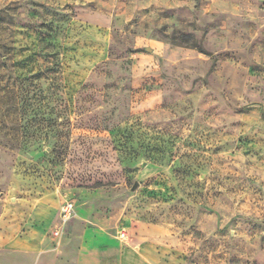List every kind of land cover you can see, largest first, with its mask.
Returning a JSON list of instances; mask_svg holds the SVG:
<instances>
[{"label":"rangeland","instance_id":"374dc122","mask_svg":"<svg viewBox=\"0 0 264 264\" xmlns=\"http://www.w3.org/2000/svg\"><path fill=\"white\" fill-rule=\"evenodd\" d=\"M34 229L264 264V0H0V247Z\"/></svg>","mask_w":264,"mask_h":264},{"label":"crops","instance_id":"0c3cea01","mask_svg":"<svg viewBox=\"0 0 264 264\" xmlns=\"http://www.w3.org/2000/svg\"><path fill=\"white\" fill-rule=\"evenodd\" d=\"M37 233L38 231L34 229L21 239L8 237L5 242L6 249L0 247V254H5L10 259L7 258L6 262H0V264H17L12 259L22 254L31 264H55L51 255L52 246L45 243L44 239L39 241L36 238ZM61 250H68L65 241ZM63 251L59 256L70 261L69 264H153L141 251V247L120 245L102 233L90 232V229L82 237L80 250L70 257Z\"/></svg>","mask_w":264,"mask_h":264},{"label":"built area","instance_id":"2783aa9c","mask_svg":"<svg viewBox=\"0 0 264 264\" xmlns=\"http://www.w3.org/2000/svg\"><path fill=\"white\" fill-rule=\"evenodd\" d=\"M75 216L74 203L70 200H64L59 208L58 225L51 232L52 237L57 238L61 235L64 226ZM118 238L122 241L127 239L124 231L118 233Z\"/></svg>","mask_w":264,"mask_h":264},{"label":"water","instance_id":"95a60500","mask_svg":"<svg viewBox=\"0 0 264 264\" xmlns=\"http://www.w3.org/2000/svg\"><path fill=\"white\" fill-rule=\"evenodd\" d=\"M144 166V163L142 162L140 165H139V168H142ZM138 184L135 182L133 184V186L131 187V191H134L136 188H137Z\"/></svg>","mask_w":264,"mask_h":264}]
</instances>
